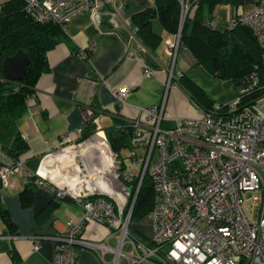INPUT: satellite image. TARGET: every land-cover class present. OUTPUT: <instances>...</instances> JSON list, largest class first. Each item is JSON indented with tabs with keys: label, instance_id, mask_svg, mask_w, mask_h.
<instances>
[{
	"label": "built area",
	"instance_id": "obj_1",
	"mask_svg": "<svg viewBox=\"0 0 264 264\" xmlns=\"http://www.w3.org/2000/svg\"><path fill=\"white\" fill-rule=\"evenodd\" d=\"M23 1L26 13L41 23L63 25L76 13L90 11L107 16L111 23L136 38V26L119 0ZM180 5L178 31L174 38L165 39L172 62L188 0H181ZM225 26L247 27L264 50V0H254L251 8L232 16ZM151 72L149 67L143 70L144 75ZM174 77L169 71L159 105L141 107L140 116L129 121V163L111 151L107 136L97 123L94 132L82 140L84 144L93 134L102 135L113 159L108 183L122 192L123 201L113 203L97 191L79 193L65 183L58 184L48 176L30 172L21 159L8 158L0 147L1 186L9 185L14 173L37 176L36 181L50 186L56 197L70 196L82 206V220L67 219L65 234L52 237L56 241L54 264H75L77 242L111 252L114 264H118L120 257L126 264H264V96L240 106V96L236 95L226 110L215 103L199 118H177L165 126V96L174 85ZM125 95V87L112 92L119 104L124 102ZM81 133L78 129L77 139ZM65 149L67 146L60 147L55 153ZM85 172L82 170V175ZM145 174L155 191L153 206L146 215L152 221L149 241L128 230L136 192ZM134 179L135 193L124 212ZM248 199L257 205L254 219L247 213L252 206L244 208ZM91 221L106 224V239L114 237L116 244L81 240V228ZM38 247L39 242L34 244V249Z\"/></svg>",
	"mask_w": 264,
	"mask_h": 264
},
{
	"label": "crops",
	"instance_id": "obj_2",
	"mask_svg": "<svg viewBox=\"0 0 264 264\" xmlns=\"http://www.w3.org/2000/svg\"><path fill=\"white\" fill-rule=\"evenodd\" d=\"M119 1L123 7L127 3V0ZM147 3L151 4L152 0H145L143 5L131 1L128 8L124 7V12L128 14ZM223 3L225 5L217 7L215 12L208 13L204 7L212 25L220 18L219 27L223 26L232 16L251 8L254 0ZM215 24L213 26L217 27ZM63 29L64 39L48 50V69L38 77L27 109L16 120L17 129L27 146L21 154V161L30 172L45 175V157L55 156V151L63 146L73 149L80 146L82 140L77 139V131L81 129L82 132L88 122L94 126L98 124L106 136L109 132L119 133L127 129L129 121L140 116L141 107L159 105L169 71L176 80L173 79L174 85L167 89L165 96V126L173 124L177 118H199L211 110V107L205 109L190 98L177 81L180 75L182 80L188 79L199 86L213 102L229 104L237 95L232 80L210 74L184 42L180 41L172 62L165 39L174 38V33L168 32L157 19L152 20V30L160 40L153 53L137 38H131L124 28L111 23L107 16L90 11L76 13L63 24ZM135 44L145 50L152 64L134 50ZM146 67L152 70L149 75L143 73ZM119 87L126 88L122 104L112 96ZM110 149L126 160L127 156H121L111 146ZM83 157L88 166L89 161ZM36 177L14 173L9 185H0V214L7 211L14 223V229L10 231L0 215V264H54L56 241L52 237L65 234L67 219L82 220L83 210L79 202L70 196L56 197L50 186L39 184ZM26 187L33 188L32 202L21 206L19 194ZM101 194L113 203L123 201L124 195L117 187L115 191L111 188ZM136 220L133 227L136 237L149 241L151 220L148 218L149 223H143L142 218ZM108 232L106 224L91 221L81 228L79 238L115 245L114 237L106 239ZM37 242L39 247L34 249ZM75 264H114L113 254L77 242ZM118 264H126V260L120 257Z\"/></svg>",
	"mask_w": 264,
	"mask_h": 264
},
{
	"label": "trees",
	"instance_id": "obj_3",
	"mask_svg": "<svg viewBox=\"0 0 264 264\" xmlns=\"http://www.w3.org/2000/svg\"><path fill=\"white\" fill-rule=\"evenodd\" d=\"M227 1L188 0L180 41L190 48L197 62L210 74L232 80L240 96L239 105L242 106L264 96V50L245 26L232 29L226 28V23L219 28L211 26L210 16L205 15L204 7L210 13L214 4ZM180 2L152 0L151 4L147 3L128 13L131 23L136 26L135 37L149 52H154L160 40V36L152 30V20H159L168 32L175 34L180 23ZM64 34L60 23L34 20L26 13L23 0H5L0 3V147L12 160L21 159L27 147L17 129L16 120L27 109L38 77L48 69V50L64 39ZM18 50L28 54L29 68L20 80H8L2 75L3 59ZM177 79L190 98L203 108L212 109L218 103L223 110L227 109V103L213 102L195 83L188 79L182 80V75ZM94 130L95 126L88 122L78 140L90 136ZM131 132L129 126L119 133L109 132L107 138L112 150L120 153L122 149L128 148ZM136 182L134 179L124 212L135 193ZM32 189L26 187L20 192L21 206H28L32 202ZM154 198L155 191L150 178L145 174L136 192L130 221L145 217L153 206ZM0 215L6 227L13 231L14 223L7 211H1Z\"/></svg>",
	"mask_w": 264,
	"mask_h": 264
},
{
	"label": "bare ground",
	"instance_id": "obj_4",
	"mask_svg": "<svg viewBox=\"0 0 264 264\" xmlns=\"http://www.w3.org/2000/svg\"><path fill=\"white\" fill-rule=\"evenodd\" d=\"M71 148L72 147H68L61 152H57L54 157L47 156L44 158V174L47 175L51 181L58 184L67 183L79 193L87 190L109 192L111 191V188L113 191L116 190V187H109L108 185L113 159L102 135L93 134L89 141L82 144V155L85 156L90 163L84 168L82 166V170H86V176L85 173L82 176L79 174L68 175L61 170L59 162L64 158L71 157L70 155L75 154L70 152L69 149Z\"/></svg>",
	"mask_w": 264,
	"mask_h": 264
},
{
	"label": "rangeland",
	"instance_id": "obj_5",
	"mask_svg": "<svg viewBox=\"0 0 264 264\" xmlns=\"http://www.w3.org/2000/svg\"><path fill=\"white\" fill-rule=\"evenodd\" d=\"M5 0H0V3L3 2ZM220 5H225L223 2L222 3H216L214 4L213 8H212V11H216L217 10V7L219 8ZM215 18L217 20V15L215 14ZM220 18H219V21H215V23H213V25H217V28H219V24H220ZM227 23V22H226ZM70 152H73V153H76V154H72L70 155L71 157H66L64 158L63 160H61L59 162V166L61 168V170H63V172L67 173L68 175H76V174H79L80 176H82V164L83 165H86V161L84 159V157L82 156V144L78 147H76L75 149H69ZM120 154L121 156L125 157V156H128V154H130V150L129 148H124L120 151ZM54 156V155H53ZM52 156V157H53ZM127 163L130 162L129 160V157L126 158L125 160ZM67 186H70L69 184L65 183ZM251 208V211H247V213L250 215V217L252 219L255 218L254 216V211L255 209L257 208V205L255 203H253V201L251 199H248L245 204H244V208L247 209V208ZM151 220V219H150ZM143 223H149L148 221V218H142L141 220ZM137 222V220L135 219H132L130 222H129V225H128V230L129 232L134 235V236H137L136 232L134 231L133 227L135 225V223ZM152 222V221H151ZM146 225V224H145ZM147 226V225H146ZM110 242H113L112 240ZM122 260V259H121Z\"/></svg>",
	"mask_w": 264,
	"mask_h": 264
},
{
	"label": "water",
	"instance_id": "obj_6",
	"mask_svg": "<svg viewBox=\"0 0 264 264\" xmlns=\"http://www.w3.org/2000/svg\"><path fill=\"white\" fill-rule=\"evenodd\" d=\"M134 2L136 5H143L145 0H127L124 4L125 8L129 7V2ZM134 50L148 63L152 64V61L148 57L147 53L139 45L133 46ZM30 58L28 54L23 50H18L11 56H7L3 59L2 63V75L4 78L12 81L20 80L29 68Z\"/></svg>",
	"mask_w": 264,
	"mask_h": 264
}]
</instances>
